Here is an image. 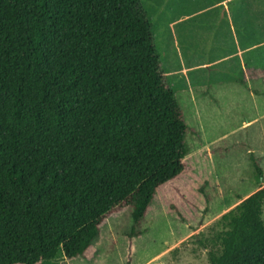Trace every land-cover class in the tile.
<instances>
[{"label":"trees","instance_id":"obj_1","mask_svg":"<svg viewBox=\"0 0 264 264\" xmlns=\"http://www.w3.org/2000/svg\"><path fill=\"white\" fill-rule=\"evenodd\" d=\"M188 129L139 0H0V264L82 256L164 188L200 209ZM263 213L264 186L224 212L198 239L209 263L264 264Z\"/></svg>","mask_w":264,"mask_h":264},{"label":"rangeland","instance_id":"obj_2","mask_svg":"<svg viewBox=\"0 0 264 264\" xmlns=\"http://www.w3.org/2000/svg\"><path fill=\"white\" fill-rule=\"evenodd\" d=\"M238 1L139 0L189 128L182 190L202 186L200 209L164 188L139 226L128 208L113 211L82 256L59 250L43 264H210L200 235L264 186V0Z\"/></svg>","mask_w":264,"mask_h":264}]
</instances>
